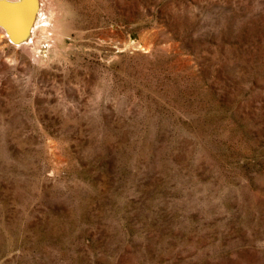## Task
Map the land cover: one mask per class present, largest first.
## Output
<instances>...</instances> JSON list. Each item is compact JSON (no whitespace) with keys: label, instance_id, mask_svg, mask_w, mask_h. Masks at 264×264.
<instances>
[{"label":"rangeland","instance_id":"374dc122","mask_svg":"<svg viewBox=\"0 0 264 264\" xmlns=\"http://www.w3.org/2000/svg\"><path fill=\"white\" fill-rule=\"evenodd\" d=\"M46 1L0 31V264H264V0Z\"/></svg>","mask_w":264,"mask_h":264},{"label":"bare ground","instance_id":"6f19581e","mask_svg":"<svg viewBox=\"0 0 264 264\" xmlns=\"http://www.w3.org/2000/svg\"><path fill=\"white\" fill-rule=\"evenodd\" d=\"M6 1H10L13 3V2H19L20 0H6ZM36 3H37L36 4V9H37L36 20L31 25L26 26L24 29L19 30L20 33H19V36L17 38L12 37L10 35L9 31L2 24H0V31L4 32L6 35L11 37L17 44L24 46V47H28V50L31 51L33 54L36 53V46L38 45V43L40 42L41 39H44V37L48 38L49 36H52L54 33H56L55 32L56 26H55V23H53V22H54L55 18L57 17L56 11L53 8H51L50 11H48L49 15L46 16V18H45V21H47V22L42 23L44 20L42 18L43 13L48 14V12H44V11H46V8L44 10L43 0H36ZM47 5H45V7ZM41 48H43V47H41Z\"/></svg>","mask_w":264,"mask_h":264},{"label":"water","instance_id":"95a60500","mask_svg":"<svg viewBox=\"0 0 264 264\" xmlns=\"http://www.w3.org/2000/svg\"><path fill=\"white\" fill-rule=\"evenodd\" d=\"M36 0H20L10 2L0 0V24L14 38L19 36L21 29L31 25L37 17Z\"/></svg>","mask_w":264,"mask_h":264}]
</instances>
